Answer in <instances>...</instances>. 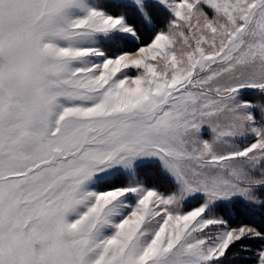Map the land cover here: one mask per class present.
Segmentation results:
<instances>
[{
    "label": "snow or ice",
    "instance_id": "snow-or-ice-1",
    "mask_svg": "<svg viewBox=\"0 0 264 264\" xmlns=\"http://www.w3.org/2000/svg\"><path fill=\"white\" fill-rule=\"evenodd\" d=\"M248 256L264 0H0V264Z\"/></svg>",
    "mask_w": 264,
    "mask_h": 264
},
{
    "label": "trees",
    "instance_id": "trees-1",
    "mask_svg": "<svg viewBox=\"0 0 264 264\" xmlns=\"http://www.w3.org/2000/svg\"><path fill=\"white\" fill-rule=\"evenodd\" d=\"M123 50H126V51H134V48H125ZM151 186V185H149ZM163 190V189H162ZM252 221L254 223H259L260 222V217L257 215L255 217L252 218ZM253 250H255L256 247H258V245H253ZM254 260H255V257L254 256H248L246 260H238L236 261V264H248V261H251L252 264H254Z\"/></svg>",
    "mask_w": 264,
    "mask_h": 264
},
{
    "label": "rangeland",
    "instance_id": "rangeland-1",
    "mask_svg": "<svg viewBox=\"0 0 264 264\" xmlns=\"http://www.w3.org/2000/svg\"><path fill=\"white\" fill-rule=\"evenodd\" d=\"M117 50H118V49H116V48H112V49H111L112 52H115V51H117Z\"/></svg>",
    "mask_w": 264,
    "mask_h": 264
}]
</instances>
